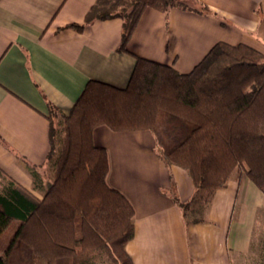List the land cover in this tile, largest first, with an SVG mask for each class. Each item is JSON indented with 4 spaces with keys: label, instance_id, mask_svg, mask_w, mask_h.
<instances>
[{
    "label": "crops",
    "instance_id": "obj_1",
    "mask_svg": "<svg viewBox=\"0 0 264 264\" xmlns=\"http://www.w3.org/2000/svg\"><path fill=\"white\" fill-rule=\"evenodd\" d=\"M196 1L206 13L145 9L121 52L122 20L84 24L97 0H0V171L41 197L31 166L48 153L47 104L68 114L89 81L125 88L135 58L187 74L217 43L245 45L264 57V0ZM93 142L107 152V184L134 209V233L125 246L132 264L249 260L264 231V195L244 176L215 190L187 224L178 203L191 200L192 181L157 156L149 131L99 126Z\"/></svg>",
    "mask_w": 264,
    "mask_h": 264
},
{
    "label": "trees",
    "instance_id": "obj_2",
    "mask_svg": "<svg viewBox=\"0 0 264 264\" xmlns=\"http://www.w3.org/2000/svg\"><path fill=\"white\" fill-rule=\"evenodd\" d=\"M196 2L97 0L84 24L122 20L124 52L145 9L206 13ZM135 59L125 88L89 81L68 114L47 104L48 153L31 166L41 197L0 171V264H132L125 246L134 209L107 184V152L93 142L99 126L153 135L157 156L192 181L191 200L178 203L184 217L207 208L232 178L244 176L264 195V57L217 43L187 74Z\"/></svg>",
    "mask_w": 264,
    "mask_h": 264
},
{
    "label": "rangeland",
    "instance_id": "obj_3",
    "mask_svg": "<svg viewBox=\"0 0 264 264\" xmlns=\"http://www.w3.org/2000/svg\"><path fill=\"white\" fill-rule=\"evenodd\" d=\"M170 192L174 193L173 190H171ZM191 214L192 213L190 209H187L185 211L186 222L188 221L189 216H191ZM261 233L262 232L258 233L257 236L255 237V240L253 241L252 248H251L250 258L249 260H247L245 264H255V261L258 264H264V242H262L264 231L262 234ZM258 254H259V259L257 260L256 258ZM35 264H42V263L37 260Z\"/></svg>",
    "mask_w": 264,
    "mask_h": 264
},
{
    "label": "water",
    "instance_id": "obj_4",
    "mask_svg": "<svg viewBox=\"0 0 264 264\" xmlns=\"http://www.w3.org/2000/svg\"><path fill=\"white\" fill-rule=\"evenodd\" d=\"M46 185H47V188H50V183H46Z\"/></svg>",
    "mask_w": 264,
    "mask_h": 264
}]
</instances>
